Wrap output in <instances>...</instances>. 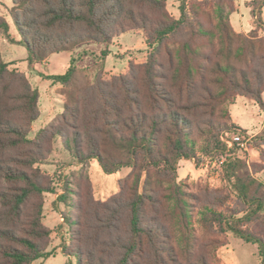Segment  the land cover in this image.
Here are the masks:
<instances>
[{"label":"trees","instance_id":"trees-1","mask_svg":"<svg viewBox=\"0 0 264 264\" xmlns=\"http://www.w3.org/2000/svg\"><path fill=\"white\" fill-rule=\"evenodd\" d=\"M228 1L214 0V22L194 2L176 19L167 0H13L30 63L141 30L153 50L109 81L99 75L78 84L73 67L50 76L67 88L63 112L30 138L41 94L26 74L9 69L0 48V264L52 255L43 213L53 180L39 165L56 139L80 164L97 159L106 174L131 168L119 194L105 202L90 183L78 184L62 245L76 264H220L229 232L258 245L264 264V185L247 164L238 159L226 170L238 209L226 208L222 190L193 192L177 176L180 161L198 158L200 142L205 154L220 151L224 132L243 131L226 104L246 97L264 111V23L237 33ZM8 29L0 16V30Z\"/></svg>","mask_w":264,"mask_h":264},{"label":"rangeland","instance_id":"rangeland-1","mask_svg":"<svg viewBox=\"0 0 264 264\" xmlns=\"http://www.w3.org/2000/svg\"><path fill=\"white\" fill-rule=\"evenodd\" d=\"M254 1L256 0H229L226 3L228 8H233L230 22L233 28L243 31L241 34L248 35L255 30L259 21L264 23V0L253 6ZM192 2L199 4L206 21L208 19L216 21L214 0H167V9L174 18L180 19L181 7L188 8ZM20 12L19 6L13 0H0V16L9 24L7 31L0 30L3 59L9 64V69L26 74L33 87L41 94V115L33 124L30 138H34L41 129L63 112L67 88L50 79V76L64 75L73 67L76 69L78 84L91 83L99 75L109 81L114 76L127 74L130 62L145 63L153 50L144 31L141 30L123 34L112 44L89 42L80 45L73 50L75 56L68 64L60 65L64 53L53 55L51 59L49 57L41 64L30 63L29 51L13 19L14 14ZM260 34L264 35V28L260 30ZM224 110L230 113L232 123L243 130L230 131L245 136V145L243 147L235 145L231 151L226 147L205 154L202 148H206V143L200 142L198 158L180 161L177 176L178 182H183L193 192H198L200 187L204 186H209L211 190H222L223 196L228 198L226 208L238 209L235 203L237 201L235 181L228 179L226 170L232 162L240 159L247 164L253 177L264 185V111L246 97H237L226 104ZM39 167L53 180V190L45 196L43 213L44 224L53 232L48 247V252L52 255L33 264H76L74 258L62 252V245L69 241L66 219L75 215L71 204L78 184L90 183L94 198L105 202L119 194L121 181L128 176L131 168L122 167L113 174H106L97 159L80 164L63 148L60 139L54 141L49 160ZM64 196H67L69 205L63 203L61 198ZM196 226L201 234L200 225ZM227 238L229 248L218 250L220 264H261L258 245L247 243L232 232L227 234Z\"/></svg>","mask_w":264,"mask_h":264},{"label":"built area","instance_id":"built-area-1","mask_svg":"<svg viewBox=\"0 0 264 264\" xmlns=\"http://www.w3.org/2000/svg\"><path fill=\"white\" fill-rule=\"evenodd\" d=\"M245 139V136L234 134L231 131H226L222 134V141L227 145L228 151H231L235 145H241L243 147L245 145ZM222 163L224 162L222 161Z\"/></svg>","mask_w":264,"mask_h":264},{"label":"crops","instance_id":"crops-1","mask_svg":"<svg viewBox=\"0 0 264 264\" xmlns=\"http://www.w3.org/2000/svg\"><path fill=\"white\" fill-rule=\"evenodd\" d=\"M235 29V28H234ZM243 30V29H242ZM235 31L236 32H238V33H242L243 31H238V30H236L235 29ZM116 40V39H115ZM114 40V41H115ZM75 51V50H74ZM74 51H70V52H61V53H57V54H62V53H64V58H63V61L61 62V64L60 65H63V64H68L70 61H71V59L75 56V52ZM53 55H56V54H53ZM52 55V56H53ZM52 56H50V59H51V57ZM108 70H107V68H105V72H107ZM113 74H115L114 72H113ZM263 99H264V95H263ZM229 246H230V243L227 245V246H225V247H222V249H225V248H229Z\"/></svg>","mask_w":264,"mask_h":264}]
</instances>
